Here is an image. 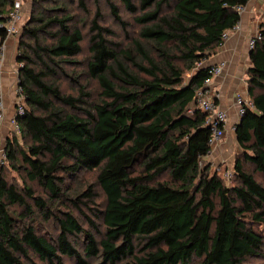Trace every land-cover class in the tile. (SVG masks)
Returning a JSON list of instances; mask_svg holds the SVG:
<instances>
[{"label": "trees", "instance_id": "trees-1", "mask_svg": "<svg viewBox=\"0 0 264 264\" xmlns=\"http://www.w3.org/2000/svg\"><path fill=\"white\" fill-rule=\"evenodd\" d=\"M42 1L53 5L32 6L34 25L21 35L30 44L17 58L24 110L14 116L20 134L5 140L4 165L21 175L22 185L9 183L0 170V264L264 259V19L249 54L252 107L235 125L239 151L229 185L222 178L224 166L218 167L221 173L200 167L210 152V130L203 113H189L195 92L209 77L205 63L222 45L223 33L238 24L236 8L249 0H119L139 30L130 48L117 52L96 10L86 64L99 89L92 103L83 87L76 96L63 95L52 81L55 69L72 65L81 53L83 35L72 23L67 1L84 10L85 0ZM13 2L0 0V48ZM108 7L121 22L117 6ZM82 172H95L104 196L102 209L89 208L84 216L92 232L69 211L55 209L82 199L94 205L90 186L79 195L70 190ZM34 212L54 221V237L36 230Z\"/></svg>", "mask_w": 264, "mask_h": 264}, {"label": "rangeland", "instance_id": "rangeland-1", "mask_svg": "<svg viewBox=\"0 0 264 264\" xmlns=\"http://www.w3.org/2000/svg\"><path fill=\"white\" fill-rule=\"evenodd\" d=\"M22 4V12L20 15V20L17 25V34L13 37H11L14 41V48L12 52L15 56V61L17 62L18 55L25 51L24 45L30 44L29 40L26 37H22V30L26 27H32L34 24L31 22V17L36 15V10L38 9H45L52 7V3L44 2L40 0L41 2L39 4H36V1L39 0H19ZM67 1V0H66ZM133 2L136 4L137 0H133ZM108 3H113L117 6L119 10V17L121 19V22H117L112 15L110 14V10L108 7ZM85 8L84 10L80 9L79 6L74 2L69 3L67 1L68 9L70 10V14L73 16V25L76 26L83 35V41L81 43V53L77 55L73 61L74 63L72 65L64 66L62 69H55V76L52 78V81L59 86V89L63 95H71L76 96L78 93V90L80 87H83V92H86L89 94L90 98L88 103L96 102L99 98V89L95 83V81L91 80L86 72V64L89 58V52H88V41H89V35H88V28L90 26V21L95 13V11H99V19L98 23L102 27L107 28L110 31V35L107 36L108 41L111 43V47L117 52L121 50H128L131 46V43L134 39L137 37V32L139 30V26L134 22L133 18L134 15H131L128 13L122 4L119 2V0H85L84 1ZM32 6L36 10H33ZM46 43L49 42L48 38H43ZM21 41L23 47L20 48L19 42ZM5 58V53L3 51V48L1 47L0 51V63H3V60ZM17 78L13 80L12 86L14 87L16 85ZM3 83L0 80V93L3 94L2 88ZM10 87V86H9ZM8 87V89H9ZM14 91H12L13 93ZM16 99V100H14ZM18 97L14 95L13 93V103L17 100ZM22 106H24V100L22 102ZM15 110V107L13 108ZM67 112L72 111L68 108H64ZM79 116H82L78 112ZM21 137H18L19 143L22 144ZM2 143V141H0ZM105 145H107L105 143ZM24 147V146H23ZM204 164L200 162V167L203 168ZM3 168L5 179L12 184L17 185L18 187L22 185L21 175L18 174V172L8 168V164L4 166H0V170ZM231 168V166H230ZM221 173V170L219 171ZM95 172H82L77 176L75 181L72 185H70L71 192L76 193V195L82 194L89 186L93 189V192L95 193V202L94 205H90L89 202L82 199L80 204L73 205L72 203H66L65 207H55V209L63 210V211H69L79 222V225L86 231H90L88 223L86 222L84 216L89 215V208L95 207L98 210H101L104 203V196L102 191L100 190L99 186L95 182ZM34 189V192L36 195L43 196L42 190L36 186L31 185ZM64 208V209H63ZM34 225L36 230L41 233L45 234L47 236L54 237L58 230L56 226L54 225V221H43V218L38 215L36 212H34V215L32 216ZM95 224L98 227L99 231H102V227L100 225L99 221H95ZM92 232V230H91ZM97 237L98 235L95 234ZM80 241H76V246L79 245ZM90 264H94V261H89ZM25 264H41L37 260H33L31 263H25ZM64 264H74L72 261L64 259ZM192 264H196L193 262ZM243 264H264V259H250L247 260Z\"/></svg>", "mask_w": 264, "mask_h": 264}, {"label": "crops", "instance_id": "crops-1", "mask_svg": "<svg viewBox=\"0 0 264 264\" xmlns=\"http://www.w3.org/2000/svg\"><path fill=\"white\" fill-rule=\"evenodd\" d=\"M263 19L264 0H249L243 11L239 13L237 29L230 31L228 38L205 63L209 66L223 64L221 74L212 78L210 88L216 94L215 101L217 105L228 113L223 139L207 156L201 159V162L209 166L211 170H216L221 166L225 168L232 167L234 154L239 151L233 131L234 125L240 120L236 114L234 98L237 94H241L246 102H250L246 84V71L251 65L249 60L250 50L247 43L251 37L259 32ZM11 37L13 36L6 37L2 45L5 58L3 63H0V80L3 83V94L0 93V103L4 111V121L0 125V140L2 143L11 134L9 121L14 116L13 108L15 107L12 83L15 79L16 61L15 56H11L14 48V41Z\"/></svg>", "mask_w": 264, "mask_h": 264}, {"label": "built area", "instance_id": "built-area-1", "mask_svg": "<svg viewBox=\"0 0 264 264\" xmlns=\"http://www.w3.org/2000/svg\"><path fill=\"white\" fill-rule=\"evenodd\" d=\"M238 13H241L243 11V7L236 8ZM22 12V4L19 0H14L10 10L8 11L6 15V24H5V33L6 37L15 36L17 34V25L20 20V15ZM238 25H236L234 28L225 31L222 35L223 42L228 38V35L230 31L236 30ZM260 39L259 32L251 37L248 40L247 46L248 49L251 50L255 44L256 40ZM1 51V48H0ZM22 67L21 63H15V78H17V83L13 88V93L15 96L18 97V101H15V110H14V116L15 115H21L24 110V106H22L23 102V96L21 94V91L18 87V71ZM223 69V64H219L216 66H210L209 68V77L204 81L203 88L197 90L195 92L194 100L191 105V110H198L199 112L203 113L205 115V126L208 127L210 130V137L208 139V146L210 148V151L223 139L224 137V127L228 120V113L226 110L220 108L215 99L216 94L213 92V90L210 88L211 80L214 76H218L221 74ZM16 100V99H15ZM234 105L236 107V114L237 117L240 118L241 115L244 113V110L246 107L251 108V103L246 102L241 94H237L234 98ZM14 116L10 119L9 125H10V132L11 134L18 135L20 134V129L18 124L16 123ZM4 121V111L3 107L0 103V125ZM235 130V125L233 127V131ZM1 141V140H0ZM210 153V152H209ZM6 159L5 155V141L4 143H0V166L4 165ZM216 170L219 172L220 168H216ZM222 178L226 182L227 185L231 183L232 178V167L226 168L222 173Z\"/></svg>", "mask_w": 264, "mask_h": 264}]
</instances>
